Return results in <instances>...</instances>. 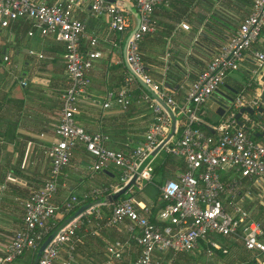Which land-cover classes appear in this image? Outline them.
Instances as JSON below:
<instances>
[{
	"label": "built area",
	"instance_id": "obj_1",
	"mask_svg": "<svg viewBox=\"0 0 264 264\" xmlns=\"http://www.w3.org/2000/svg\"><path fill=\"white\" fill-rule=\"evenodd\" d=\"M127 1L134 5L140 16V23L127 42L125 60L130 70L127 69L120 89L106 92L102 106L109 108L115 104L122 110L127 109L131 103V85L138 82L136 77L140 78L177 117L174 136L160 152L182 158L185 169L176 171L173 178L159 186V200L163 204L158 212L160 223L152 222L146 207L134 197L122 198L112 203L108 215L100 210L98 214L95 207L63 226L43 249L37 264H72L77 232L93 218L103 227L125 225L139 253L133 261L123 264H163L155 258L156 252L189 253L200 242L207 243L206 251L211 254L213 248H218L213 240L215 235L241 241L243 247L253 254L251 264H264V220L253 218L234 200L237 181L231 177L229 181L222 178V172L228 171L255 181L264 178V140L258 142L248 137L245 128L238 125L234 116L240 107L256 108L259 99L247 97L241 89L234 98L233 109L227 111V118L212 126V134L199 126L202 121L198 113L200 107L218 92L226 76L240 68L246 53L252 51L253 43L264 28V0H252L250 12L189 83L185 102L181 105L175 101L173 90L164 81H156L148 73L140 50L141 41L155 29V10L169 7L173 0ZM78 4V0H57L51 4L35 0H0V28L8 27L11 21L24 19L32 26L29 35L37 31L42 37L53 36L63 43L65 73L69 79L60 97L61 108L53 129L54 140L47 149L51 165L48 177L23 201L22 226L2 247L0 264H10L25 252L36 251L50 234L57 217L69 215L86 197L93 200L103 196L106 187L94 189L83 198L70 195L60 205L53 203L59 178L77 147L82 145L93 158L92 172L108 165L119 168V180L123 185L170 129L169 114L145 91L139 96L148 103L153 119L143 139L128 151L107 148L105 141L108 137L105 134L89 132L76 122L78 96L85 92L89 84L87 72L100 56L96 50L84 51L81 48L85 25L74 15ZM90 11L95 17H106L109 29L120 34H128L135 24L126 9L106 0H91ZM179 26L184 30L190 28L184 21ZM96 43L95 37L90 38L91 45ZM252 53L255 60L252 78L260 81L264 76V52L255 50ZM10 67V56L0 54V69L9 71ZM13 78L21 87L27 85L24 78L17 75ZM241 116L246 121L250 120L246 113ZM151 171L150 162L138 173L136 184L129 192L141 189L143 183L150 180ZM108 187L111 190L118 188ZM128 244V241L119 240L108 243L106 253L109 259L100 264L121 262Z\"/></svg>",
	"mask_w": 264,
	"mask_h": 264
},
{
	"label": "crops",
	"instance_id": "obj_2",
	"mask_svg": "<svg viewBox=\"0 0 264 264\" xmlns=\"http://www.w3.org/2000/svg\"><path fill=\"white\" fill-rule=\"evenodd\" d=\"M35 1L51 4L57 0ZM78 1L74 15L85 25V37L81 39V48L84 51L96 50L100 52V56L93 61L87 72L89 84L85 92L78 96L75 120L89 132L105 134L108 137L105 141L107 148L128 151L143 139L153 119L148 103L142 101L139 96L145 91L144 88L138 82V85L137 83L131 85V103L125 110L115 104L109 108L102 106L106 92H115L123 85L127 68L123 62L122 48L127 34L111 31L106 17L92 15L91 0ZM251 4L252 0H173L169 7H159L155 10V29L141 41L140 50L148 73L154 80L165 81L168 74L172 81L178 80L179 86L172 90L173 97L179 105L185 102L188 85L191 82L188 77L191 75L195 79L205 68L211 57L250 12ZM181 21L188 23L189 30L180 28ZM31 29V23L24 19L11 21L8 27L0 28V54H7L11 58L10 70L0 69V144L11 145V152L15 156L20 145L26 150L25 156L24 153L19 155L17 166L16 161L11 159L0 167V251L12 234L22 226L23 201L48 177L51 165L47 149L54 140V128L50 129L52 135L47 132L51 123L48 116L52 112L58 115L61 108V93L69 84L65 73L63 43L53 36L42 37L37 31L29 35ZM93 37L97 39L95 45L90 44V38ZM255 50L264 52V28L253 43L252 51L246 53L240 68L226 76L223 89L221 87L200 107L198 113L203 124L212 129V126L227 118L228 112L222 116L216 113L218 105L215 100L219 98V94L235 98L237 93L244 89L247 97L259 99L264 86V76L260 81L252 78L251 70L255 67L252 52ZM30 52L34 54L31 55ZM38 54L42 57L38 58ZM262 70L264 72V67ZM37 74H41L42 77ZM13 75L27 81L31 94L25 93L24 89L28 85L21 87ZM53 96L59 102L57 100L56 103V100L52 99ZM246 115L250 120L246 121L241 116L242 124L237 122L238 125L245 128L249 122V127L253 129L250 131L260 133L259 131L264 128L261 125L264 116L257 118L254 115L253 118ZM212 131L214 132L213 129ZM263 136H260L258 142L264 140ZM160 158L161 155L158 153L151 164ZM172 158L176 162L180 160ZM92 162L93 158L82 145L73 151L69 164L59 178L58 190L53 198L55 205H60L70 195L83 198L94 189L110 185L121 186L118 185L119 168L108 165L100 171L92 172L90 169ZM38 172H44V176ZM175 173L176 171L174 175ZM41 177L42 183L22 198L25 188H30V183ZM230 177L237 181L234 200L253 218L264 220V178L255 181L231 171L222 172L223 180L229 181ZM114 190L116 189L112 191ZM129 193L126 197H129ZM134 198L146 207L149 218L153 217L156 223H160L158 212L161 203L155 184L144 182L141 189H137ZM82 204L84 203L80 205ZM17 206L20 209L18 212ZM108 210H110L108 207H103L100 211L108 215ZM96 212L100 214L98 208ZM56 221H59L58 217ZM99 223L101 222L93 218L90 223L83 224L78 230L72 264H100L107 261L109 258L106 245L116 240L128 241L129 244L121 262L113 263L133 261L139 251L125 225L103 227L99 226ZM213 240L217 242L218 248H213L211 254L206 251L207 243L200 242L194 251L187 254L161 251L155 253V258L163 264H251L253 261L252 252L246 250L241 241L217 235L213 236ZM36 251H27L10 264H29L31 254L35 255ZM64 254L65 251L62 252V255ZM203 258L205 261H201Z\"/></svg>",
	"mask_w": 264,
	"mask_h": 264
},
{
	"label": "water",
	"instance_id": "obj_3",
	"mask_svg": "<svg viewBox=\"0 0 264 264\" xmlns=\"http://www.w3.org/2000/svg\"><path fill=\"white\" fill-rule=\"evenodd\" d=\"M110 3L116 4L118 6H121L122 8L126 9L134 18L135 24L134 27L128 32V34L125 37V41L122 48L123 53V62L125 67L129 69V66L125 60V54H126V48H127V42L132 33L137 29L139 23H140V16L134 5L127 1V0H106ZM138 83L144 88L145 92L148 93L151 97L155 98L159 104L166 110V112L169 114L171 119L170 129L166 135V137L162 140V142L141 162L139 165L137 171L132 175V177L123 185L118 187L116 190L103 195L101 197H98L96 199H93L91 201H88L82 205H79L72 213L67 215L62 222L44 239V241L40 244L38 247L34 258H33V264L38 263V259L43 251V249L47 246V244L51 241V239L55 236V234L66 224L71 222L72 220L76 219L77 217L84 214L89 209L99 207L102 205H109L114 203L116 200L120 199L122 196L126 195L131 188L136 184L138 173L150 162L153 161L154 157L160 152L163 145L168 142L173 136L175 132L176 127V120L177 117L173 113V111L167 106V104L160 99L151 89L148 85H146L140 78L136 77ZM233 101L234 98L230 95L226 94H219V98L215 100V103L218 105L216 109V113L219 116H222L225 112L233 109ZM243 113L248 114L249 116L253 117L254 115L257 116V118H262L264 116V86L262 87V90L259 95V103L256 108L246 106V107H240L236 113H235V119L237 122L241 125L240 117ZM257 137L264 135V128L262 132L255 134Z\"/></svg>",
	"mask_w": 264,
	"mask_h": 264
},
{
	"label": "trees",
	"instance_id": "obj_4",
	"mask_svg": "<svg viewBox=\"0 0 264 264\" xmlns=\"http://www.w3.org/2000/svg\"><path fill=\"white\" fill-rule=\"evenodd\" d=\"M125 71L127 72V69H125ZM188 78H189L188 80H190V81H193L194 80V77L191 76V75ZM164 83L170 89H173L176 86H179V84H180L178 82V80L172 81L169 78V74L166 76ZM137 85H138V83H137ZM139 87L143 91V88H141L140 85H139ZM247 123H248V125L245 127V130L247 132L248 137H250L254 141L259 140L261 137H257L255 135L258 132H256V131H250V130H253V129L251 127H249L250 126L249 122H247ZM261 125L264 127V120L262 121V124ZM199 126L202 129L206 130L208 133H210V134L213 133L212 129L210 127H208L207 125L201 123ZM262 130L263 129H261V131H259V132H262ZM160 155H161V158L158 159V160H156L155 163L152 164L151 178L149 180V182H152L153 184H155L158 187V194H160V192H159V186H161L165 182V180H167L168 178H173L175 171H178V170L179 171H182V170L185 169V164H184V162H183V160L181 158H180V160L178 162H176V161H174V159L172 158V156H170L169 154L164 153L163 151L160 152ZM120 175H121V171H119V177H120ZM118 185H122V182L119 181ZM111 191H112L111 188H109L107 186L106 187V190L103 191L102 195H105V194H107V193H109ZM136 192H137V190L133 189V191L131 193H129V196L130 197H134L135 194H136ZM90 200H92L91 197H86L84 200H82L81 203H86V202H88ZM117 201H115V202H117ZM111 206H112V204H109V205L99 206L97 208L99 210H103V207H105V208L108 207V209H110ZM162 207H163V204H161V207L160 208H162ZM76 208L77 207H75L71 212H73ZM66 216L67 215H64V216L60 217L59 218V221H56L55 222V225L53 226V228L50 230L49 233H51L55 229V227H57ZM150 220L152 222H155L154 219H153V217H151ZM33 257H34V253H32L31 256H30L29 264H32Z\"/></svg>",
	"mask_w": 264,
	"mask_h": 264
},
{
	"label": "rangeland",
	"instance_id": "obj_5",
	"mask_svg": "<svg viewBox=\"0 0 264 264\" xmlns=\"http://www.w3.org/2000/svg\"><path fill=\"white\" fill-rule=\"evenodd\" d=\"M232 72H235V71H232ZM232 72H230V73H232ZM229 73V74H230ZM39 77H42V75L41 74H37ZM30 80L28 79V83H30L29 82ZM28 86H27V88H25L24 90H26V94H31V91H29V84H27ZM222 87V89H223V86H221ZM37 93L39 92L38 90H35ZM55 96H53V98L52 99H55L56 100V103H57V98L55 97ZM58 102H59V100H58ZM59 105V104H58ZM54 111V110H53ZM57 117H58V115H57V113H55V112H52L51 114H49V116H48V119L51 121V123H50V125H49V130L47 131L50 135H52V132H51V130L50 129H53L54 128V125L56 124V122H57ZM253 118H255V116H253ZM48 139V138H47ZM48 142H49V139L47 140ZM21 142H22V140H21ZM49 145V144H48ZM12 148H11V145H8V144H0V167H3L4 165H6V163H7V160L8 161H10L11 159L13 160V161H16L15 163H16V166H17V164H18V161H19V155L21 154V153H24L23 155L25 156V152H26V150L25 149H23V146L22 145H20V148L19 149H17V152H16V156L15 155H13L12 154ZM37 156H39V154L37 155ZM41 156V155H40ZM39 158V157H38ZM32 166V165H31ZM36 168V167H35ZM17 169V168H16ZM21 169V168H20ZM37 169V168H36ZM22 170V169H21ZM43 173L44 172H38V174L39 175H43ZM44 176V175H43ZM42 176V177H43ZM42 177L41 178H39L36 182H32V183H30V188H25V191H23V197L22 198H25L26 196H27V194H28V192L31 190V189H35V188H37L41 183H42V181H43V179H42ZM126 198V195H124V196H122L121 198ZM16 209H17V212L20 210L19 209V206H17L16 207ZM110 212V210H108V213ZM187 254V253H186ZM201 261H205V259L203 258Z\"/></svg>",
	"mask_w": 264,
	"mask_h": 264
}]
</instances>
